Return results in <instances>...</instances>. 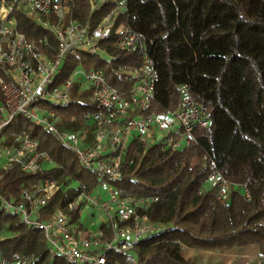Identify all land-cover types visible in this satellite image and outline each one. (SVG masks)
<instances>
[{"label":"trees","instance_id":"1","mask_svg":"<svg viewBox=\"0 0 264 264\" xmlns=\"http://www.w3.org/2000/svg\"><path fill=\"white\" fill-rule=\"evenodd\" d=\"M74 1V18L89 20V0ZM108 10L104 5L91 17L94 24ZM15 15L18 29L30 40L47 34L24 12ZM118 23L131 26L146 41L156 65L157 108H176L180 86L189 84L211 122L195 131L197 143L177 151L146 148L137 141L131 144L133 162L124 164L117 187L123 196H158L146 212L167 228L136 245L135 263L129 254L117 259L122 264H191L192 259L185 256L187 249L255 246L264 264V0H129L128 11L119 15ZM49 39L54 45L52 35ZM102 47L111 59L100 54L76 55L67 61L63 77L82 65L101 68L118 88L129 86L120 67L137 64L139 59L117 49L114 35ZM96 110L89 103H73L60 111L66 120L60 127L78 130L85 113ZM72 115L76 121L71 123ZM9 127L38 138L41 150L55 164L49 174L80 184L78 189H61L50 202V210L78 193H90L99 183L74 151L44 127L23 116ZM213 169L230 182L229 207L221 204L215 188L207 183ZM31 178L13 168L2 178L0 191L6 197H18ZM3 229L8 231L0 240L3 257L28 256L33 264H56L41 231H31L14 216L0 219Z\"/></svg>","mask_w":264,"mask_h":264},{"label":"built area","instance_id":"2","mask_svg":"<svg viewBox=\"0 0 264 264\" xmlns=\"http://www.w3.org/2000/svg\"><path fill=\"white\" fill-rule=\"evenodd\" d=\"M128 3L89 0L90 19L81 21L74 18V0H0V182L13 168L32 175L18 197H6L0 191V209L19 218L31 231H41L51 258L61 257L63 264H122L117 256L123 254L135 263L136 245L163 232L167 225L146 212L158 196H123L117 187L124 164L133 162L131 144L137 141L146 148L177 151L197 143L195 131L211 122L189 84L180 86L176 108H157L156 65L146 41L131 26L117 24L119 15L128 11ZM104 5L109 10L94 24L91 17ZM17 11L34 19L47 34L30 40L18 29ZM112 35L117 49L139 59L137 64L120 67L129 86L118 88L101 68L82 65L63 77L67 61L76 55L100 54L111 59L102 46ZM89 96L87 103L97 110L85 113L78 130L61 128L66 120L60 111ZM18 116L44 127L74 151L82 166L98 176L94 190L78 193L50 210L52 199L61 189H70L73 181L49 174L55 164L41 150L38 138L27 131L6 135ZM74 121L72 115L70 122ZM207 183L215 188L221 204L229 207L230 182L221 172L213 169ZM86 211L95 229L82 222ZM0 264L33 261L28 256L5 258L0 248Z\"/></svg>","mask_w":264,"mask_h":264},{"label":"rangeland","instance_id":"3","mask_svg":"<svg viewBox=\"0 0 264 264\" xmlns=\"http://www.w3.org/2000/svg\"><path fill=\"white\" fill-rule=\"evenodd\" d=\"M90 96L85 98L81 103L90 102ZM65 121L64 113H61ZM81 128V127H80ZM44 129V128H43ZM45 130V129H44ZM15 131L12 127H9L6 131V135H12ZM61 181H64L61 177ZM65 182V181H64ZM80 186L79 182L73 181L70 185V188L78 189ZM11 217L7 215L6 212H3L0 209V219H5ZM88 213L85 212L82 222L86 227H91L95 229L96 226H90V222L87 221ZM1 237H5L8 234L6 229L0 231ZM186 257L192 259L191 264H261V258L258 256L257 247H248L245 249H234V250H223V251H207L199 249H187L185 252ZM65 260L59 257L56 261V264H63Z\"/></svg>","mask_w":264,"mask_h":264},{"label":"crops","instance_id":"4","mask_svg":"<svg viewBox=\"0 0 264 264\" xmlns=\"http://www.w3.org/2000/svg\"><path fill=\"white\" fill-rule=\"evenodd\" d=\"M87 213H88V217H89L90 213H89V212H87ZM84 214H85V213H84ZM88 217H87V218H88ZM257 252H258V250H257Z\"/></svg>","mask_w":264,"mask_h":264}]
</instances>
